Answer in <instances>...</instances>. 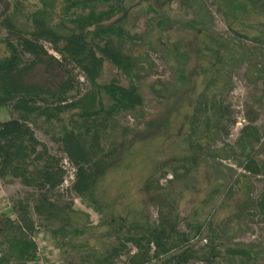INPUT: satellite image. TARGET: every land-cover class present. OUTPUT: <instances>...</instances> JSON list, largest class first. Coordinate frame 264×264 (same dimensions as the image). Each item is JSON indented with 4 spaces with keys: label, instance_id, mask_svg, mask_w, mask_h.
<instances>
[{
    "label": "rangeland",
    "instance_id": "1",
    "mask_svg": "<svg viewBox=\"0 0 264 264\" xmlns=\"http://www.w3.org/2000/svg\"><path fill=\"white\" fill-rule=\"evenodd\" d=\"M28 2L37 8L41 2L46 4L43 14L47 17L56 15L64 3ZM127 6V27L134 41L124 48L137 58V72L143 75L144 105L122 116L119 130L110 131L103 143L105 149L116 150L114 161L106 164L95 186L99 208L87 206L70 190L69 175L75 168L43 132L44 125L34 129L36 137L62 157L67 182L63 181L59 192L64 202L73 203L70 225L83 228L84 233L53 234L59 221L47 225L33 215L38 224L33 234L37 255L27 264H83L80 257L85 250L70 244L87 240L102 252L101 244L108 242L105 233L113 225L124 223L126 231L172 217L177 230L190 234L186 246L197 254L210 252L209 258L216 264H264V214L255 207L264 187V171L250 174L232 161L234 157L212 158L185 139L199 92L210 77L218 75L209 94L221 96L230 105L235 123L229 135L218 138L212 147L234 144L240 128L253 124L261 137L255 153L258 163H264V0H129ZM17 23L27 26L23 18ZM90 29L96 30L94 26ZM5 35L0 29V37ZM5 54L0 42V57ZM239 54L243 57L237 62L234 58ZM74 71L78 78V68ZM180 75H184V84ZM32 76L39 82H51V76L40 68ZM115 76L114 66L106 62L98 81L103 84ZM121 82L128 83L123 76ZM80 88L83 94L87 86L83 83ZM10 115L8 109L0 108V122ZM152 121L147 129L146 123ZM238 121L241 124L236 125ZM126 126L131 129L120 134ZM30 190L18 180L0 179L1 216L12 217L10 207ZM196 225H200L199 235H193ZM124 258H119L121 264ZM156 263L162 264V260ZM187 264L207 263L191 259Z\"/></svg>",
    "mask_w": 264,
    "mask_h": 264
},
{
    "label": "trees",
    "instance_id": "2",
    "mask_svg": "<svg viewBox=\"0 0 264 264\" xmlns=\"http://www.w3.org/2000/svg\"><path fill=\"white\" fill-rule=\"evenodd\" d=\"M63 1L58 13L47 17L43 14L46 4L42 2L37 8L28 0H0V29L6 33L0 37L6 50L0 57V108L11 114L0 122V179L18 180L31 189L10 207L12 217L0 214V264H27L36 258L33 234L38 224L33 215L47 225L59 221L53 234L84 233L83 228L70 225L73 203L64 202L59 192L66 177L62 157L51 152L36 137L34 129L44 125L43 132L75 168L70 190L87 206L99 208L95 186L104 175L106 164L114 161L116 150L105 149L103 143L110 131L119 130V119L142 108L145 101V84L143 75L137 72V58L124 48L134 41L127 27L129 0ZM20 18L26 20V27L18 25ZM93 26L96 30L90 29ZM45 43L58 57L48 52ZM242 57L239 54L234 60L240 62ZM106 62L114 66L116 76L101 84L98 78ZM39 68L51 76V82L34 80L32 74ZM75 68L80 72L78 78ZM121 76L127 85L122 84ZM183 77L179 76L182 84ZM218 79V75L210 77L199 92L185 139L195 142L200 151L212 158L230 160L228 157L232 156L238 164L234 163L259 175L264 163H258L255 147L261 137L253 124L240 128L234 144L224 143L215 150L212 147L218 138L229 135V128L235 123L230 105L224 104L221 96L209 94L210 86ZM83 83L87 89L81 94ZM146 125L147 129L152 127L153 121ZM128 127H122L120 134L126 135L131 129ZM255 207L264 214V187ZM174 221L173 217L161 219L155 225H134L126 231L124 223L115 224L105 233L108 242L101 244L102 252L89 246L87 240L81 245H70L85 250L80 255L83 264H121V256L125 257L124 264H157L158 260L162 264H187L191 259L216 264L209 258L210 252L197 254L190 245L186 246L190 234L177 230ZM193 227V235H199L200 225ZM128 244L136 250L132 252Z\"/></svg>",
    "mask_w": 264,
    "mask_h": 264
},
{
    "label": "built area",
    "instance_id": "3",
    "mask_svg": "<svg viewBox=\"0 0 264 264\" xmlns=\"http://www.w3.org/2000/svg\"><path fill=\"white\" fill-rule=\"evenodd\" d=\"M44 46H45V48H46L51 54H53V55H55L56 57H58V54L49 48V44H48V43H45ZM156 63H158V60L156 61ZM81 79H82V78H81ZM239 119H240V118H239ZM243 120H244V119H243ZM237 124H241V122L238 121V122L236 123V125H237ZM66 177H67V176H66ZM66 177H65L64 182H67V178H66ZM72 177H73V174H72V175H69V179H71ZM33 239H34V236H33ZM34 241H35V239H34Z\"/></svg>",
    "mask_w": 264,
    "mask_h": 264
}]
</instances>
